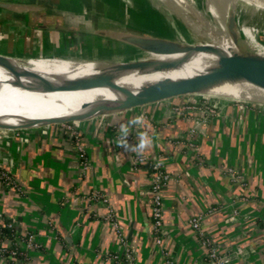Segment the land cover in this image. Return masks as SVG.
I'll return each instance as SVG.
<instances>
[{"label": "crops", "instance_id": "1", "mask_svg": "<svg viewBox=\"0 0 264 264\" xmlns=\"http://www.w3.org/2000/svg\"><path fill=\"white\" fill-rule=\"evenodd\" d=\"M86 15L65 0H0V52L84 55V46L125 45L92 29ZM141 115L128 143L146 133L151 144L117 146L121 124ZM155 162L169 175L162 243L152 217ZM0 170V221L15 228L2 244L22 250L0 255V264H213L205 238L229 264H264L260 102L185 94L64 123L0 128ZM193 216H201L202 234Z\"/></svg>", "mask_w": 264, "mask_h": 264}, {"label": "bare ground", "instance_id": "2", "mask_svg": "<svg viewBox=\"0 0 264 264\" xmlns=\"http://www.w3.org/2000/svg\"><path fill=\"white\" fill-rule=\"evenodd\" d=\"M67 1L75 5L74 0ZM77 1L80 4L82 2L81 0ZM102 1L107 16L120 15L123 7L118 1L136 10V12L141 11L142 3L147 1L148 4H151L152 9L158 10L171 21L174 19L184 20L197 27L202 33L210 35L214 40L212 44L216 50L182 49L165 53H153L134 48V50L140 52V55L128 58L130 60L149 58L155 61L176 62L172 67L158 70L153 68L109 69V65L98 63V61L104 60L108 62L120 61L114 59L118 55L116 53L103 54L105 52H100L97 57L88 54L66 56L52 54L8 55L9 63L14 70L0 63V123L17 126L50 118H68L88 114L98 108L118 106L126 100L127 94L112 84L124 86L137 93L144 86L160 80H177L205 73L217 66V62L222 55H230L236 51L234 44L236 40H247L246 36L235 31L229 34L228 37H224L213 28L207 18L209 16L215 21H226L227 25L230 21V18L227 19L222 15L224 11L214 5L213 0H204V5L200 0ZM222 1L226 4L229 1L236 3L242 1L264 9V0ZM115 10L117 12L114 14ZM190 13H193L195 17L190 16ZM240 23L243 29L249 26L245 21ZM202 24L208 27L207 31L201 28ZM247 42L252 46L251 42H253L256 45L257 52L264 56V43L260 39L251 42L247 40ZM130 50L119 53L124 55L129 53ZM104 72L110 74L111 80L101 79L99 83L90 86L82 84L92 74ZM39 76H43L47 81L41 80ZM194 94L222 99L256 100L264 103V87L245 78L221 79L202 87Z\"/></svg>", "mask_w": 264, "mask_h": 264}, {"label": "water", "instance_id": "3", "mask_svg": "<svg viewBox=\"0 0 264 264\" xmlns=\"http://www.w3.org/2000/svg\"><path fill=\"white\" fill-rule=\"evenodd\" d=\"M3 5L13 9H21L25 7H34L35 5L26 3H15V2H2ZM36 7V6H35ZM195 17L193 13L189 14ZM228 27L233 30V26L236 25V18L234 15L231 16L228 22ZM201 28L208 27L205 24L201 25ZM98 29V30H97ZM98 33L109 36L113 39L119 40L128 44L134 48L140 49L146 52L153 53H165L178 50H211L215 51L216 48L209 40L197 39L196 37L191 38L190 41H183L179 39L168 38L159 35H150L146 33H140L125 29H119L115 27H98L94 28ZM193 32V31H192ZM194 35L197 33L193 32ZM264 38V36H263ZM236 51L230 55H222L217 62V66L211 68L205 73H200L192 77L182 79H164L152 84H148L141 88L137 93L131 91L129 88L118 84H112L127 94L126 100L118 106L98 108L88 114L75 115L68 118H50L41 121H32L23 125L9 126L0 123V128L14 130L18 128H28L32 126L43 125L47 123H64L73 120H79L90 116L109 113L125 108H131L147 103L155 102L158 100L185 95L194 94L199 91L202 87L209 85L215 81L221 79H234V78H245L259 86L264 87V56L259 54L257 50L254 51H243L241 43L235 41ZM244 49V48H243ZM8 55L0 52V63L9 69L14 70L13 66L9 63ZM20 56V55H18ZM22 58V57H21ZM101 65H109L110 68L114 69H150L155 70L172 67L176 64L174 61H155L154 59L144 60H130L122 59L120 61H98ZM90 78L83 81V85L90 86L100 82L101 79L111 80L110 74L98 73L92 74ZM43 81H47L43 76H39ZM256 101V100H250ZM258 102V101H256Z\"/></svg>", "mask_w": 264, "mask_h": 264}, {"label": "rangeland", "instance_id": "4", "mask_svg": "<svg viewBox=\"0 0 264 264\" xmlns=\"http://www.w3.org/2000/svg\"><path fill=\"white\" fill-rule=\"evenodd\" d=\"M41 1H46L51 3V0H41ZM74 1H75L74 8L76 10H78V8L81 9L83 7L85 13L91 12V15H86V17L87 18L88 16L93 17L91 19L92 29L98 27H115L119 29L146 33L150 35H159V36H164V37L179 39L184 41L186 40L190 41L191 38L196 37L197 39L209 40L211 42H214L213 38L210 35L202 33L201 31L198 30L197 27L191 25L188 22H185L184 20L174 19L171 21L165 15L160 13L158 10L152 9L151 4L150 3L148 4L147 1H146L147 3L142 1L143 6L140 7L141 11L139 12H136V10L118 1V3L122 5L123 9H121L120 15L118 14L117 16L106 15L104 9L105 7L103 4L104 2L102 0H81L82 1L81 4L77 0ZM200 1H202V4L204 5V0H200ZM213 3L220 10L224 11L222 15L225 18L231 19L232 15H234L236 18V25L233 26V30L231 31V29L226 24V21L224 22L222 20L215 21L210 16L207 17L213 28L216 31H218L221 35H223L224 37H228L229 34H232L235 31L236 33L246 36V39L249 42L255 41L256 39H260L264 43V38H263L264 9L263 8H259L252 4H247L242 1H239L238 3L234 1H229V3L226 4L222 0H213ZM117 10H115L114 14L117 12ZM244 21L247 23V25H249L246 29H243L240 26L241 24L240 22H244ZM202 29L204 31L208 30L206 28L205 29L202 28ZM192 31L197 33V35H194ZM247 40L244 39L243 41L242 40L239 41L243 46L241 47L242 50L243 51L250 50L255 52L256 45L253 42H251L254 46L253 47L252 45H250V43L247 42ZM105 42H106L105 44H108L107 48H101L103 47L101 46L96 49L94 45H92L93 46L92 50L88 52L87 50H89V48L87 46H84L85 48L81 49V53L84 55L85 54L92 55L93 57L94 55L98 54L97 51L105 52L103 54L116 53L118 55L117 57L114 58L115 60L128 59L140 55V52L134 50V47L132 46L126 44L120 45L117 43L113 44L110 41H105ZM107 49L109 51H107ZM128 49H131L129 53H125L124 55L122 53L121 54L119 53L122 51H126ZM192 96H202V95L192 94ZM203 96H207V95H203Z\"/></svg>", "mask_w": 264, "mask_h": 264}, {"label": "built area", "instance_id": "5", "mask_svg": "<svg viewBox=\"0 0 264 264\" xmlns=\"http://www.w3.org/2000/svg\"><path fill=\"white\" fill-rule=\"evenodd\" d=\"M210 97V96H205ZM138 159L142 160V156L138 155ZM152 178H151V189L153 192L152 200V217L154 222V230L156 233V241L162 243V233L164 231V221H163V195L162 188L164 183L169 179V175L163 170L160 163L155 162L152 164ZM0 170V178H1ZM190 224L198 230L201 234V216H193L189 220ZM204 243L209 246L208 256L213 264H229L231 258L228 254H220L217 246H215L208 238H205ZM6 252L11 254H17L16 250L8 251V247L0 243V255H5Z\"/></svg>", "mask_w": 264, "mask_h": 264}, {"label": "clouds", "instance_id": "6", "mask_svg": "<svg viewBox=\"0 0 264 264\" xmlns=\"http://www.w3.org/2000/svg\"><path fill=\"white\" fill-rule=\"evenodd\" d=\"M144 120V117L137 116L135 119L128 121L126 124H121L119 128V137L116 141L117 146L130 148L132 151H142L146 146L151 144V139L148 137L146 133L140 135L139 144L138 145H129L127 137L130 135L131 126L141 125Z\"/></svg>", "mask_w": 264, "mask_h": 264}, {"label": "trees", "instance_id": "7", "mask_svg": "<svg viewBox=\"0 0 264 264\" xmlns=\"http://www.w3.org/2000/svg\"><path fill=\"white\" fill-rule=\"evenodd\" d=\"M14 237H15V228L13 227V225L10 222L4 224L0 221V243L2 244L5 238H14ZM11 250H16L19 256L20 254H22L21 253L22 250L19 249L17 246L8 247V251ZM7 253L8 252H6V254Z\"/></svg>", "mask_w": 264, "mask_h": 264}]
</instances>
